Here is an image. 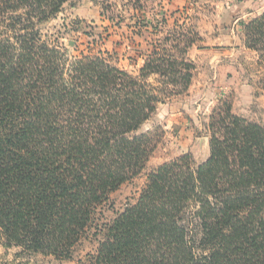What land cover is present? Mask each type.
<instances>
[{"label": "trees", "instance_id": "1", "mask_svg": "<svg viewBox=\"0 0 264 264\" xmlns=\"http://www.w3.org/2000/svg\"><path fill=\"white\" fill-rule=\"evenodd\" d=\"M69 1L0 0V245L69 259L92 235L97 249L79 264H264V125L229 100L211 114L204 162L185 153L161 164L105 221L111 195L153 153L155 131L142 126L189 91L197 35L128 0L134 74L109 51L71 57L43 37ZM242 33L264 63V9Z\"/></svg>", "mask_w": 264, "mask_h": 264}, {"label": "rangeland", "instance_id": "2", "mask_svg": "<svg viewBox=\"0 0 264 264\" xmlns=\"http://www.w3.org/2000/svg\"><path fill=\"white\" fill-rule=\"evenodd\" d=\"M129 4L70 0L56 18L43 24V37L66 48L71 57L109 51L116 65L137 74L142 60L136 48L141 40L132 34ZM147 5L149 17L166 18V29L186 23L194 30L197 37L188 57L196 69L189 91L159 104L142 126L140 133L155 131L153 153L143 171L111 195L108 222L135 201L153 169L185 153L193 155L196 165L209 157L208 124L220 101L229 100L235 114L264 125V63L246 47L242 33V23L264 9V0H147ZM98 242L92 235L81 239L69 259L0 245V264H79L96 251Z\"/></svg>", "mask_w": 264, "mask_h": 264}]
</instances>
